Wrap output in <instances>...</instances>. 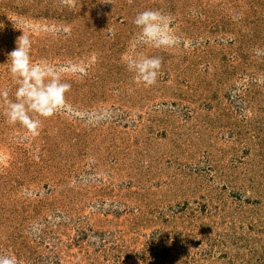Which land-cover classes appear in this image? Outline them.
Returning <instances> with one entry per match:
<instances>
[{"label":"rangeland","instance_id":"374dc122","mask_svg":"<svg viewBox=\"0 0 264 264\" xmlns=\"http://www.w3.org/2000/svg\"><path fill=\"white\" fill-rule=\"evenodd\" d=\"M146 9L191 41L138 45L162 59L151 87L122 61ZM22 35L34 61L86 72L65 76L66 104L36 135L0 98V255L264 264V0H0V89L13 101Z\"/></svg>","mask_w":264,"mask_h":264},{"label":"clouds","instance_id":"9594fccd","mask_svg":"<svg viewBox=\"0 0 264 264\" xmlns=\"http://www.w3.org/2000/svg\"><path fill=\"white\" fill-rule=\"evenodd\" d=\"M132 23L138 31L128 51L122 56V61L127 70L133 73L136 83L151 87L158 82L162 59L159 56L138 54V45L155 49L180 46L187 48L191 41L182 39L172 28V16L159 10L146 9L138 12ZM110 35H114V32L110 31ZM16 45L9 54V72L17 85L15 100L8 99L9 92L6 89H0V98L6 103L8 122L13 125L19 123L36 135L41 127L39 117H51L66 104L65 94L71 85L66 82L65 76L82 75L86 69L71 61L63 65L54 64L47 59L34 61L31 55L32 42L27 36L19 37ZM257 83H264V77L258 78ZM0 264H19V261L15 254H5L0 255Z\"/></svg>","mask_w":264,"mask_h":264}]
</instances>
